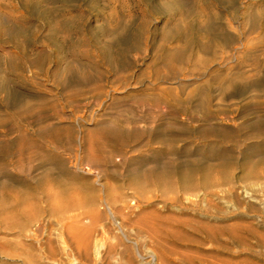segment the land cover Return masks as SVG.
<instances>
[{
	"label": "rangeland",
	"instance_id": "374dc122",
	"mask_svg": "<svg viewBox=\"0 0 264 264\" xmlns=\"http://www.w3.org/2000/svg\"><path fill=\"white\" fill-rule=\"evenodd\" d=\"M15 199L0 264H72L75 221L103 257L73 264H264V0H0Z\"/></svg>",
	"mask_w": 264,
	"mask_h": 264
},
{
	"label": "bare ground",
	"instance_id": "6f19581e",
	"mask_svg": "<svg viewBox=\"0 0 264 264\" xmlns=\"http://www.w3.org/2000/svg\"><path fill=\"white\" fill-rule=\"evenodd\" d=\"M112 138L115 140L121 141V139L117 136L112 137ZM101 139H103L102 136L95 137V138L93 137L91 140L88 141L89 147L90 148L96 147L97 145H99L98 143L101 142ZM101 161H103L102 157H99L98 155H95L93 153H90V154L86 153L83 157L77 158L75 160L72 168L75 172L79 173L82 171V164H84L85 162L98 164ZM125 198H126L125 196H121L120 198L121 201L124 203L121 208H119L118 210L115 209V211L113 212L110 207L106 206L105 207L106 212L109 215L113 216V214H121L122 212L127 210L128 208H127V202H125ZM28 210H29L28 208L25 210H22V209L19 210V200L18 199H15V201L12 204H10L9 207L7 205L6 206L0 205V211L6 212V217L4 218V220L3 219L0 220V226L6 224L9 227H16V228L18 227L21 229V232L24 233L25 226L29 223L28 216H30V212H31ZM25 215H28V216L25 217ZM71 231H72L71 233H73L72 241L75 243V248L73 249L71 246H69L68 247L69 252L66 254V257L72 264L76 260L74 258V255H77L80 258V260L84 262H96V261H99V259H102L103 257L101 254L102 244H100L99 241H95V242L92 241L94 229L91 226L84 225L82 222L75 221L74 224H72L71 226ZM31 236H34V232L29 233L28 236L26 235V238L31 237ZM22 250L24 249L22 248ZM110 255L112 256L111 259L115 262V257H113L111 253ZM17 256H19V254H17Z\"/></svg>",
	"mask_w": 264,
	"mask_h": 264
}]
</instances>
